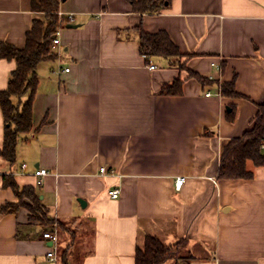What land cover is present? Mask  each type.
Masks as SVG:
<instances>
[{
	"label": "crops",
	"instance_id": "0c3cea01",
	"mask_svg": "<svg viewBox=\"0 0 264 264\" xmlns=\"http://www.w3.org/2000/svg\"><path fill=\"white\" fill-rule=\"evenodd\" d=\"M32 2L0 0L1 42L25 46L39 16ZM59 15L67 22L57 58L37 68L33 128L14 165L0 156V264H58L47 253L69 247L70 230L80 264H136L146 235L165 245L186 241L184 256L193 260L165 264H264V167L249 161L251 180L217 179L223 144L249 131L264 103V0H172L157 15L133 12L128 0H64ZM139 27L164 31L190 55L185 70L144 57ZM15 68L0 59V91ZM176 79L182 93L161 95ZM234 80L243 98L219 96ZM3 135L0 109V150ZM39 168L49 171L41 187ZM4 175L35 188L49 219L68 231L43 228L25 208L3 214L18 203ZM114 189L118 199L109 196ZM44 233H56L57 244Z\"/></svg>",
	"mask_w": 264,
	"mask_h": 264
},
{
	"label": "trees",
	"instance_id": "16d2710c",
	"mask_svg": "<svg viewBox=\"0 0 264 264\" xmlns=\"http://www.w3.org/2000/svg\"><path fill=\"white\" fill-rule=\"evenodd\" d=\"M64 0H33L32 12L40 17L34 18L31 30L26 34L25 46L16 48L0 41V59L14 61L16 68L11 72L6 90L0 91V109L4 122L3 148L1 158L9 165L16 161L17 146L22 136H27L32 128V106L38 85V66L54 60L57 55L53 51V41L58 30L66 24V19L59 15V8ZM172 0H128L133 12L141 15H157L167 10ZM68 21H70L68 19ZM139 51L146 58H162L170 65L181 70L186 68L184 58L189 56L180 52L169 36L160 31L157 34L145 32L142 27L137 29ZM190 78L202 83L206 79L197 73L189 72ZM221 96L243 98L235 90V80L225 83L220 88ZM182 93V82L176 79L171 86L161 91V95L179 96ZM228 121L234 119V108L226 116ZM264 103L258 106L257 114L252 121V127L242 137L229 140L222 146L218 180H251L253 172L247 169L250 161L256 167H264ZM3 186L11 188L18 198V203L5 205L1 212L12 214L25 208L30 213V220L41 224L54 232L62 234L66 222L53 221L48 217V209L40 200L35 188L31 186L20 188L12 175L3 176ZM27 200L28 202H25ZM69 247L58 252V264H80L72 247L77 241V233L72 230ZM76 240V241H75ZM186 241L179 240L173 245L163 244L157 237L146 235L143 244L137 247L136 264H165L169 261L184 260L190 262L193 258L183 257Z\"/></svg>",
	"mask_w": 264,
	"mask_h": 264
},
{
	"label": "built area",
	"instance_id": "2783aa9c",
	"mask_svg": "<svg viewBox=\"0 0 264 264\" xmlns=\"http://www.w3.org/2000/svg\"><path fill=\"white\" fill-rule=\"evenodd\" d=\"M69 20L72 22L73 21V17H69ZM60 45V40L58 38V36L54 39L53 41V49L57 48L58 46ZM213 66H215V64H213ZM148 69L150 71H154L156 69V66L154 64H150L148 66ZM66 72H69V70L67 69ZM218 95L220 96L221 93L219 92ZM206 96H210V94H207ZM26 166H22V168H25ZM100 173L101 174H108L109 171H107L105 168H102L100 170ZM34 175L36 177V185L38 187H41L43 185V181H44V178L49 175V171L47 169H42V168H39L37 169L35 172H34ZM185 182V179L184 178H178L175 182V189L176 190H180L183 186ZM109 196L112 198V199H118L119 196H120V191L118 189H114V190H111L109 191ZM43 237L46 239V240H50L53 245L57 244L58 242V235L56 233H44ZM47 258H49L51 261H56V247L52 246L50 248V250L48 251L47 253Z\"/></svg>",
	"mask_w": 264,
	"mask_h": 264
},
{
	"label": "water",
	"instance_id": "95a60500",
	"mask_svg": "<svg viewBox=\"0 0 264 264\" xmlns=\"http://www.w3.org/2000/svg\"><path fill=\"white\" fill-rule=\"evenodd\" d=\"M69 27L74 28L75 26L69 25ZM80 203L82 204V206H85V203L82 200H80Z\"/></svg>",
	"mask_w": 264,
	"mask_h": 264
},
{
	"label": "rangeland",
	"instance_id": "374dc122",
	"mask_svg": "<svg viewBox=\"0 0 264 264\" xmlns=\"http://www.w3.org/2000/svg\"><path fill=\"white\" fill-rule=\"evenodd\" d=\"M38 17H40L41 18V16H38ZM65 235H62V237H64ZM185 254L183 253V257H187V256H184ZM175 261H177V260H175Z\"/></svg>",
	"mask_w": 264,
	"mask_h": 264
}]
</instances>
